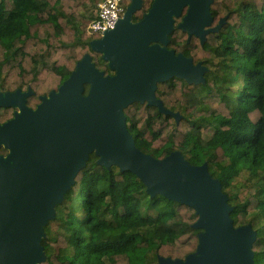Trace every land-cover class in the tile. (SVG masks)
Masks as SVG:
<instances>
[{
    "label": "trees",
    "instance_id": "1",
    "mask_svg": "<svg viewBox=\"0 0 264 264\" xmlns=\"http://www.w3.org/2000/svg\"><path fill=\"white\" fill-rule=\"evenodd\" d=\"M97 1L0 0V92L27 91V105L36 107L85 54L112 74L90 48L98 35L87 29L94 18L87 8ZM151 3L141 0L132 21ZM209 12L210 27L224 22L204 41L177 28L181 15L167 35L166 48L206 68L198 84L175 76L156 83V98L179 119L135 101L123 109L126 126L145 154L162 159L179 151L191 165L206 163L233 225L255 231L253 261L264 264V0H213ZM8 112L0 108V122ZM97 159L89 154L43 225L40 264H161L160 257L184 259L195 251L194 208L150 196L134 173Z\"/></svg>",
    "mask_w": 264,
    "mask_h": 264
},
{
    "label": "water",
    "instance_id": "2",
    "mask_svg": "<svg viewBox=\"0 0 264 264\" xmlns=\"http://www.w3.org/2000/svg\"><path fill=\"white\" fill-rule=\"evenodd\" d=\"M212 1L152 0L142 18L133 22L141 0H129L114 28L90 42L112 74L104 75L85 54L57 90L41 96L34 109L21 100V115L0 126V140L21 162L13 175L0 157V264H40L43 225L53 218L54 205L90 153L98 164L134 173L150 196L160 194L194 208L197 219L192 226L200 230L195 251L184 259L160 257L161 264H255V231L250 224L233 225L232 208L207 164L191 165L179 151L162 159L141 152L123 112L138 101L179 119L156 98V83L175 76L198 84L206 68L166 48L167 35L186 7L177 28L204 41L224 22L204 29L212 21Z\"/></svg>",
    "mask_w": 264,
    "mask_h": 264
},
{
    "label": "built area",
    "instance_id": "3",
    "mask_svg": "<svg viewBox=\"0 0 264 264\" xmlns=\"http://www.w3.org/2000/svg\"><path fill=\"white\" fill-rule=\"evenodd\" d=\"M124 2L125 0H100L94 9V18L89 22L87 29L99 38L103 32L114 28L125 10Z\"/></svg>",
    "mask_w": 264,
    "mask_h": 264
},
{
    "label": "flooded vegetation",
    "instance_id": "4",
    "mask_svg": "<svg viewBox=\"0 0 264 264\" xmlns=\"http://www.w3.org/2000/svg\"><path fill=\"white\" fill-rule=\"evenodd\" d=\"M185 14V10L182 11L181 13V17L180 19L182 18V16ZM210 28V26L206 25L204 26V29H208ZM194 35V34H193ZM10 93H14V92H0V95L1 96H4L6 99H3V101H1L0 99V108H7L9 109V112L10 115L8 116L7 119L3 120L2 122H0V126H2L3 124H5L6 122H8L9 120H11L13 117H14V114H19L20 113V108H19V105L18 107L15 105L17 102L18 104V101L19 100H23L24 99V103L25 105L28 107V108H31V109H34V107H31V106H28L27 105V96L29 94H27V91H19L16 95H15V101H13L14 105L10 104V102H8V95ZM23 94H25L24 96H22ZM6 95V96H5ZM7 100V101H6ZM36 105V104H35ZM11 154H13V151H12V148L10 146H8V143H4L0 140V157L3 158V160H5L8 156H10ZM9 160V159H8ZM12 160V159H11ZM10 164H12V161H10Z\"/></svg>",
    "mask_w": 264,
    "mask_h": 264
},
{
    "label": "bare ground",
    "instance_id": "5",
    "mask_svg": "<svg viewBox=\"0 0 264 264\" xmlns=\"http://www.w3.org/2000/svg\"><path fill=\"white\" fill-rule=\"evenodd\" d=\"M21 100H19L18 101V104H17V102H15L16 104V106L18 107V105H19V108H20V113L19 114H17L16 113V115L17 116H20L21 115V113H22V110H21ZM9 145V144H8ZM10 146V145H9ZM11 147V146H10ZM12 148V147H11ZM12 151H13V149H12ZM13 154H11L10 156H8L5 160H4V162H7V169L13 174V175H16V169L18 168V167H20V165H21V162L20 161H16L15 159H13V156H12ZM9 159V160H8ZM12 159V160H11ZM10 161H12V164H10Z\"/></svg>",
    "mask_w": 264,
    "mask_h": 264
},
{
    "label": "rangeland",
    "instance_id": "6",
    "mask_svg": "<svg viewBox=\"0 0 264 264\" xmlns=\"http://www.w3.org/2000/svg\"><path fill=\"white\" fill-rule=\"evenodd\" d=\"M129 1V0H128ZM100 2V0L99 1H97L94 5H91V6H89L87 9L90 11V10H94L95 8H96V5H97V3H99ZM128 4H125V6H127ZM186 7L183 9V10H185L186 11ZM182 10V11H183ZM15 95L16 94H12V95H8L7 97H8V102H10V104H12V105H14V103H13V101H15ZM24 95V94H23ZM6 96V95H5ZM0 99H1V101H3V99H6L4 96H1L0 95ZM7 101V100H6ZM112 166H116V165H112ZM117 167V166H116ZM239 181H240V179H239Z\"/></svg>",
    "mask_w": 264,
    "mask_h": 264
}]
</instances>
